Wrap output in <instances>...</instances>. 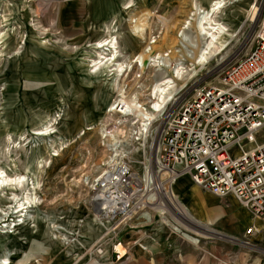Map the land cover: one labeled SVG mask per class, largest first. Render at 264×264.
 <instances>
[{"label": "rangeland", "instance_id": "374dc122", "mask_svg": "<svg viewBox=\"0 0 264 264\" xmlns=\"http://www.w3.org/2000/svg\"><path fill=\"white\" fill-rule=\"evenodd\" d=\"M210 2L0 0V170L9 176L27 175L28 186L31 182L35 185L32 190L35 206L29 208L28 213L35 219H25L23 223H17L21 218L19 213H13L17 204L8 199V195L15 192L17 200H22V192L0 190V258L5 257L7 251L11 264H87V258L102 256L107 234L114 235L121 227L113 229L107 220H97L90 202L89 184L108 160L107 144L113 140L103 138V124L108 121L106 107L118 94L130 108L134 107L138 95L141 101L148 100L147 88L150 86L151 91L163 70H142L139 61L133 60L151 46L157 53L168 52L171 67L178 57L186 67L194 63L202 45L197 34L195 7L207 8ZM251 2L258 9L254 21L246 20ZM263 6L264 0H229L222 19L230 23V34L242 27L236 35H226L228 44L218 53L215 50L209 62L194 65L197 73L203 74L196 82L216 84L220 81L230 54L238 50L252 24L263 16ZM185 23L187 30L182 41L186 44L181 47L177 35ZM110 36L116 37L120 60L132 61L119 77V91L109 66L95 71L89 62L96 57L91 44ZM151 38L155 42L150 44ZM179 48L178 54L174 50ZM146 55L137 60L145 59ZM140 72L143 73L138 79ZM197 73L193 79L198 77ZM141 81L146 89L137 88ZM47 125L54 127V133L33 134ZM88 126L92 129L86 130ZM127 131L125 127L126 137ZM127 143L121 144V148L127 149ZM148 144L146 138V151ZM136 157L141 159L140 154ZM176 200L182 205L178 198ZM175 213L177 223L189 229L177 206ZM234 214L235 225L244 228L249 217L247 212L239 209ZM159 221L172 228V220ZM8 230L12 232H5ZM87 235L94 236L91 241L94 244L86 249L79 241L87 240ZM252 240L264 248L260 234ZM233 245L235 249L243 247ZM246 249L251 252L247 258L243 255L244 263L257 258L259 264H264L262 252ZM30 253L34 254L29 257Z\"/></svg>", "mask_w": 264, "mask_h": 264}, {"label": "built area", "instance_id": "2783aa9c", "mask_svg": "<svg viewBox=\"0 0 264 264\" xmlns=\"http://www.w3.org/2000/svg\"><path fill=\"white\" fill-rule=\"evenodd\" d=\"M226 63L219 84L196 82L203 74L197 73L196 79L183 76L177 91L159 108L151 98L143 102L138 95L141 108L155 114L146 125L138 122L137 108L120 103L106 107L103 138L115 141L107 144L115 159L105 163L107 169L89 184L97 220H107L115 229L139 212L151 211L165 223L172 220L178 236H194L197 242L204 236L224 238L264 254L252 240L262 230L255 223L241 237L211 226L215 234L203 236L193 231L194 225L185 229L174 218L177 200L172 184L187 175L200 189L219 198L232 196L251 218L264 221V14ZM142 81L137 88H145ZM144 137L149 139L147 151L141 144ZM124 142L127 149L121 148Z\"/></svg>", "mask_w": 264, "mask_h": 264}, {"label": "crops", "instance_id": "0c3cea01", "mask_svg": "<svg viewBox=\"0 0 264 264\" xmlns=\"http://www.w3.org/2000/svg\"><path fill=\"white\" fill-rule=\"evenodd\" d=\"M172 189L184 207L178 202L176 206L189 225L241 237L245 228L255 223L260 227L263 225L260 235L264 238V222L251 218L247 210L232 196L219 198L200 189L187 175L178 178L172 184ZM239 209L246 211L249 216L244 228L235 225L234 211ZM156 216L151 211L139 212L127 225L119 227L114 235L107 234L104 253L98 258H87V264H259L257 258L251 263H244L243 255L247 258L251 252L244 247L235 249L226 239L205 238L195 242L191 236L188 238L186 235H176L170 226L162 224ZM206 224H210L213 229ZM198 230L195 228L194 231ZM93 238L94 236L87 235V240L79 242L82 246L86 245L83 247L87 249L88 245L94 244L91 242ZM118 244L121 245L119 249ZM240 249L244 251H239ZM60 260L58 257L57 262Z\"/></svg>", "mask_w": 264, "mask_h": 264}, {"label": "bare ground", "instance_id": "6f19581e", "mask_svg": "<svg viewBox=\"0 0 264 264\" xmlns=\"http://www.w3.org/2000/svg\"><path fill=\"white\" fill-rule=\"evenodd\" d=\"M229 0H211L209 6L207 8H201V7H195V9L198 10V17L196 20V27H197V34L202 39V45L199 49L195 59L194 63H191L189 67H186L183 65V61L180 60V58L177 55V60L175 61L173 67L169 65V58L170 55L157 53V51L151 49L144 50L146 53L138 54L135 56L134 61H139L141 69L144 70L146 68H155L156 70H163L162 76L158 81H155L151 87L147 88L148 94H145L147 97L151 98L152 101L150 103H153L154 107L159 108L162 103H165L168 101L174 93L178 89L179 81L185 78L189 79L192 78L197 73V68L194 65H204L210 60V56L213 55V52L216 50L217 53L222 51L226 45L228 44V38H226V35L234 36L235 33L242 27L236 28L233 32V34H230V27L227 21H223L222 15L224 10H226L227 4ZM258 9L254 2L250 3V8L247 10L246 20L252 21L257 16ZM180 33L177 35L180 38L179 45L185 46L186 41L184 34H186L187 25L186 23L183 24V26L179 29ZM232 38V37H231ZM117 40L115 36H110L104 39H99L91 44V46L94 47L96 50V57L89 60V62L92 63V67L95 68V71L99 70L101 67L109 66L110 71H112V75H115V85L117 86V91L121 89V85L119 84V77L125 73L127 67L131 66V62L121 61L119 53V50L117 49ZM153 50V51H152ZM175 52H180L179 50H174ZM147 54L145 56V59L137 60L141 55ZM179 54V53H178ZM187 56L191 57V55ZM147 62L145 63V61ZM129 69V68H128ZM166 69V70H165ZM166 71H170V74ZM220 82H217L219 84ZM144 91V90H143ZM118 96V97H117ZM120 94L116 95V98L109 103L108 107L112 106L113 108H116L118 104L126 105L127 108H130V105H127L126 102H123V100L119 99ZM137 108L138 113V122H143V124H147L148 122H151L153 118L155 117V114L150 112L148 109H142L141 105L139 104V101L136 99L134 102V107L131 109ZM145 120V121H144ZM144 127V126H143ZM54 127H50L49 125L42 127L41 129H36L33 134L44 136L48 134L54 133ZM92 127L88 126L86 130H91ZM117 131V129H113ZM114 137V136H113ZM142 145L145 146L146 144V138L144 137L142 142ZM112 151H116V147H114ZM57 155V154H55ZM12 155L10 156V158ZM115 159V156L111 153L108 156V160L105 163H109ZM104 163V164H105ZM107 168L103 167L101 170H106ZM106 172V171H105ZM31 186H28L29 183H27V175H16V176H9L5 174V171L0 170V190H7V189H14V190H20L22 192V200H17V195L15 192H12L8 195V199L10 200V203L17 204L13 208V213H19L17 223H23L26 220L25 219H35L33 216H30L28 213L29 208H32L35 206V197H33L32 190L35 189V185L33 182L30 183ZM12 205H10L8 208H11ZM15 209V210H14ZM176 210V209H175ZM7 216V214H6ZM96 218V215H94ZM17 219V218H16ZM34 221V220H32ZM11 223V222H10ZM191 223V222H190ZM13 227L15 223L11 224ZM6 227V226H5ZM198 227V228H197ZM195 226L196 229L203 230V231H196L198 234H215L211 230L205 229L203 226ZM194 231V230H193ZM4 232V231H2ZM5 232H12V230H8ZM203 234V235H204ZM194 238V236H191ZM194 241L197 242V239L194 238ZM5 257L0 258V264H11L10 258L7 256L8 252L6 251Z\"/></svg>", "mask_w": 264, "mask_h": 264}, {"label": "water", "instance_id": "95a60500", "mask_svg": "<svg viewBox=\"0 0 264 264\" xmlns=\"http://www.w3.org/2000/svg\"><path fill=\"white\" fill-rule=\"evenodd\" d=\"M147 62V60L145 61V63ZM95 210H97L96 208H95Z\"/></svg>", "mask_w": 264, "mask_h": 264}]
</instances>
